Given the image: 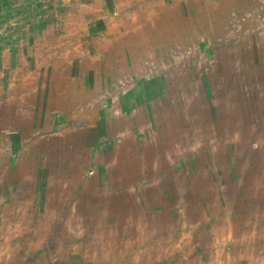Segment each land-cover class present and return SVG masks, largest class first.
<instances>
[{
	"label": "rangeland",
	"instance_id": "rangeland-1",
	"mask_svg": "<svg viewBox=\"0 0 264 264\" xmlns=\"http://www.w3.org/2000/svg\"><path fill=\"white\" fill-rule=\"evenodd\" d=\"M261 2L0 0V264H264ZM148 68L159 119L123 121L129 177L106 145L113 119L94 109L145 99L138 84L123 91ZM169 71L171 116L198 105L210 131L165 133ZM68 97L91 116L70 121ZM225 155L239 181H226Z\"/></svg>",
	"mask_w": 264,
	"mask_h": 264
},
{
	"label": "crops",
	"instance_id": "crops-1",
	"mask_svg": "<svg viewBox=\"0 0 264 264\" xmlns=\"http://www.w3.org/2000/svg\"><path fill=\"white\" fill-rule=\"evenodd\" d=\"M261 1H263V0H258V2H259V4L260 5H263L262 4V2ZM152 44H153V42H152ZM240 44H242V50H240L242 53H243V56H245V54H246V50H245V43L243 42V40H242V42L240 43ZM239 44V45H240ZM179 67H181L180 69L182 70V69H184L182 66H179ZM134 69V68H133ZM135 71V70H134ZM152 70H150L149 68H148V70H146V72H145V74H143V75H141V76H143L142 78H139V79H137V76L135 75V77H134V75L132 76L131 75V78L130 79H132L133 80V82H130V85L127 83V88H126V91H123V92H125V93H129V91H131V89H134L135 90V87L137 86V84H138V86L140 85V87H141V89H142V87H144V96H145V99H141V100H138L136 97V94H135V97H133V98H130V99H128L127 101H125L124 103H122L121 102V100H120V98H115V97H112V99H111V101H110V103L109 104H107V102H106V104L109 106L110 105V107H111V109L110 108H106V107H96V110L94 109V113H95V116H94V118L96 117V115H99L100 114V111L102 112V115H103V117L105 118V119H108V120H111V119H113V121H114V133H116V135L114 136V138H113V140L112 141H110L109 143H107L106 145H108L109 147H113V149H114V151H121V152H123V154H124V165H126L127 167H131V169L129 168L128 169V174H129V177H132V175L133 174H131V173H133V168H132V165L131 164H128V162L129 161H131L132 162V159H130V158H128L127 156V151H129V152H131V151H134V150H136L135 149V146H134V148L132 147V145H131V141L129 142L127 139L126 140H124V138L122 137V128H121V126H122V123H123V121L124 120H126V119H128V120H130L131 122H130V124H131V128L130 129H132L133 127L132 126H135L133 123H132V120L136 123L137 121H136V119H134V118H136V116H134L137 112H141L143 115L145 114V117L147 118V119H149V117H150V115H152V103L154 102H152V98H150L149 99V97H147V95H148V92H147V88L148 89H151L152 90V88L154 89V84H153V82H152V80L154 79L153 78V75L150 73ZM129 79V80H130ZM137 80V81H136ZM161 81H158V80H156V81H158V82H160V84H162V87H163V89H161V91H162V94H161V96L163 97L162 98V100L163 101H165L164 102V104H165V107L169 110V113L167 114L168 116H167V119H168V125L172 122V127H175L177 124H178V122H181L182 123V129H184V128H186V129H190V128H192V129H195V127L194 126H196V125H199V127L201 126H204V128H207L209 131H210V129H212V127L214 126L213 125V123H212V121L210 120V119H208L209 118V115L208 114H206V112H200L201 110V108H199L198 107V105H195V106H193V107H188L187 109H186V111H185V117H182V115H174V114H172V116H171V110H172V108H174L173 106H171L172 108H171V110H170V106L169 105H171L169 102H170V99H171V94H172V86H171V84L169 83L171 80H170V71L169 72H167V73H165V76H164V82H163V78L162 79H160ZM98 83V82H97ZM150 83V84H149ZM99 84V83H98ZM98 84H97V86H96V88H98ZM144 84H146V85H144ZM145 88H146V90H145ZM170 90L171 89V91H169V92H167V93H165V91H167V90ZM179 89V88H178ZM141 91V90H140ZM180 91H182L183 92V90L181 89ZM186 91V90H185ZM184 91V92H185ZM72 94V93H71ZM186 94V93H185ZM68 95V94H67ZM75 95V94H74ZM105 95V94H104ZM139 95H141V93H138V96ZM81 96V95H80ZM69 97H71V98H73V95H69ZM69 97L66 99V100H61L62 102H64L65 103V108H68L69 109V114H68V117L67 118H69V120L71 121V120H73L74 118H75V116H73L75 113L77 114V117L80 119V120H86L87 119V117H89V116H91L90 114H91V111L88 109V107H87V105L85 106V107H82V110H79V111H77L76 109H74L73 108V100L72 101H70V99H69ZM100 99V98H99ZM135 100V101H134ZM105 97H103V101L102 100H98V104H104L105 105ZM132 102H135L136 104L137 103H139V105H137V109H134V107H135V103H132ZM183 103L185 104V102L183 101ZM175 105V104H174ZM164 106V105H163ZM179 106V105H178ZM102 108V109H101ZM138 108H140L141 109V111H138V110H140V109H138ZM149 108H150V110H149ZM88 109V111L90 112V114L89 113H87V111H85V110H87ZM150 112V113H149ZM72 113V114H71ZM158 114H159V112L157 113V115L155 116V112L153 113V115H152V119H153V123L157 120V119H159V117H158ZM239 115H240V119H245V110H241L239 113H238ZM54 115V114H53ZM160 115H162V116H166V112L165 113H162V114H160ZM58 116H60L59 115V113H58V115H54L53 117H54V119H56ZM217 116H218V114L217 113H214L213 114V117H215V118H217ZM105 119H104V121H105ZM200 119L202 120H204V123L202 124V122L199 124V122H200ZM175 120H178L177 122L175 121ZM182 120V121H181ZM185 120L187 121V123H185ZM215 120H217V119H215ZM149 121V120H148ZM199 121V122H198ZM88 122H85V124H84V127H88V126H86V124H87ZM161 123H162V121H160L159 122V129L161 128L160 126H161ZM120 125V126H119ZM155 125H157L156 124V122H155ZM178 126V125H177ZM176 126V127H177ZM171 126H167L166 128H165V133H173L174 134V130L176 129V127L173 129V130H171V128H172ZM57 130H58V128L56 129V130H54L53 131V133L55 134V135H57ZM163 131V132H164ZM107 133H109V132H107V129H106V132L104 131V136H105V134H106V137L108 136L107 135ZM117 133H118V135H117ZM14 135H16V134H14ZM17 136L18 137H20L19 136V134H17ZM139 137V134L138 133H136V131H135V134H133V136H132V140H134L135 142H137V138ZM168 137V136H167ZM9 138V137H8ZM104 138V137H103ZM4 141V140H3ZM2 141V145H3V142ZM125 143V144H124ZM128 143L130 144V145H128ZM1 144V143H0ZM13 144V150H15V145H14V143H12ZM105 146V145H104ZM123 146V149L124 150H122V147ZM128 154H130V153H128ZM120 157H121V155H120ZM225 157L227 158L226 159V161L228 162V164H227V166H228V168H226V170L227 171H224L225 173H227V176H226V181H231V179L232 180H234L235 178H237L238 179V177H237V174H234V172H236V171H234L235 170V166L237 167V164L236 165H234V162L232 161H229V159L228 158H230V157H228V155H225ZM122 158V157H121ZM43 159V158H42ZM202 159V158H201ZM121 162V161H120ZM130 162V163H131ZM116 163H117V161L116 160H114V164L116 165ZM119 164V163H118ZM117 164V165H118ZM222 164H223V162H222ZM57 164L56 163H54V165L53 166H56ZM120 166H124V165H121V164H119ZM224 165V164H223ZM223 169H224V167H223ZM237 170V169H236ZM40 177V178H39ZM229 177L231 178V179H229ZM52 178V177H51ZM186 181V179L184 178V179H182L181 181ZM31 181H33V182H35V186H37V188L39 189L40 188V190L41 189H43V187L45 186V185H42V184H46V183H48L47 181H49V178H47V176L45 177V176H41V174H36L35 175V178L34 179H31ZM50 181H52V179L50 180ZM178 181H180V180H178ZM238 181H239V179H238ZM36 183H38L39 185H36ZM179 183V182H178ZM87 185H88V188H86V193H90V188L92 187V186H90V183H87ZM94 187V186H93ZM38 189H36L35 188V190H34V194H36L38 191ZM40 192V191H39Z\"/></svg>",
	"mask_w": 264,
	"mask_h": 264
}]
</instances>
